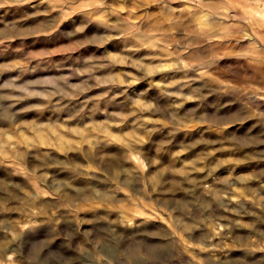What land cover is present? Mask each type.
I'll return each mask as SVG.
<instances>
[{"label": "rangeland", "instance_id": "obj_1", "mask_svg": "<svg viewBox=\"0 0 264 264\" xmlns=\"http://www.w3.org/2000/svg\"><path fill=\"white\" fill-rule=\"evenodd\" d=\"M0 264H264V0H0Z\"/></svg>", "mask_w": 264, "mask_h": 264}]
</instances>
